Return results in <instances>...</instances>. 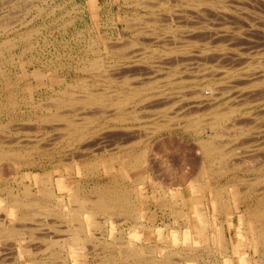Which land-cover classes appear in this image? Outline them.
I'll return each mask as SVG.
<instances>
[{"label": "rangeland", "instance_id": "1", "mask_svg": "<svg viewBox=\"0 0 264 264\" xmlns=\"http://www.w3.org/2000/svg\"><path fill=\"white\" fill-rule=\"evenodd\" d=\"M215 10L221 13L217 15ZM157 36L163 40H154ZM263 53L264 0H0V170L4 167L0 171V205L5 206L0 220L4 218V227L12 224L24 232L23 241H9L0 235V264H70V259L72 264H160L165 256L163 250H171L169 258L173 264H264V247L256 236L259 231L264 232V217L258 216L256 221L253 216L264 208V76L263 80L261 76L250 80L251 85L246 80L241 82L244 85L236 84L245 68L247 72L256 68L264 71V65H260L264 64ZM129 55L137 59H126ZM100 56L104 71L115 67L128 70L126 77L131 86L121 84L122 77L116 74L114 81H110V76L107 81L100 75L103 72L89 70L93 58ZM147 67L149 71L162 70L158 77L150 78L151 86L137 82L142 92L135 95L140 91L135 82L149 79L145 78L149 76ZM224 68L229 70L228 76ZM231 69L234 72L230 76ZM221 84L224 88L236 86L227 91ZM208 86L217 97L230 91L227 95L238 99L234 100L239 104H232L238 105L236 112L228 109L231 116L226 123L211 126L214 110L200 104L203 97L198 90L203 88L207 93ZM131 87H136L134 92ZM95 90L106 93L107 111L96 104L83 112L81 104L85 102L81 96L97 93ZM174 93H182L185 99L168 98ZM156 94H164L170 101L162 97L164 102L160 98L158 104L157 97L162 95ZM196 98L201 99L199 104ZM59 99H71L72 104L60 103ZM193 101L200 107L195 104L191 108ZM56 115L70 116L67 120L73 125H66L67 120L60 117L54 119ZM72 126L71 131L68 127ZM27 140L31 142L26 144ZM208 140L217 142L227 155L202 156L200 144ZM231 152L235 154L230 156ZM41 174L51 176L50 201L43 197ZM71 178L73 188L69 186ZM176 188L182 195L177 199L172 197ZM100 193L125 197L142 218L136 221L128 214H118L115 222H106L102 214L92 216L81 210L76 213L78 202L73 201V195L91 201ZM13 201L25 202L27 207H14L10 204ZM173 201L182 202L185 207L174 205ZM228 202L230 213L223 209L221 213L219 206ZM176 211L188 214V228L182 225L186 219ZM96 220L99 228L93 226ZM79 221L92 240L89 236L80 242L70 234ZM55 237L60 238L62 245L49 247L47 242ZM219 237L226 251L220 246ZM68 241L72 245H66ZM132 242L144 247L136 260L119 253ZM23 244L29 253L20 250L19 255L13 256L8 247L20 248ZM56 253L60 255L57 262H46Z\"/></svg>", "mask_w": 264, "mask_h": 264}, {"label": "bare ground", "instance_id": "2", "mask_svg": "<svg viewBox=\"0 0 264 264\" xmlns=\"http://www.w3.org/2000/svg\"><path fill=\"white\" fill-rule=\"evenodd\" d=\"M145 1V0H144ZM143 4V3H142ZM147 4V3H146ZM150 4V3H149ZM161 4V3H160ZM165 5V4H164ZM151 6V5H150ZM154 6V5H153ZM223 7V6H222ZM215 8V7H214ZM224 8V7H223ZM260 8V7H259ZM153 9V8H152ZM197 10V9H196ZM168 11V10H167ZM216 11V10H215ZM218 11V10H217ZM216 11V12H217ZM201 12V11H200ZM215 12V13H216ZM220 13H221V10L219 11ZM219 12H217V15L219 14ZM224 13H226V12H224ZM182 14H183V12H182ZM184 15V14H183ZM260 15V14H259ZM187 17V16H186ZM204 20V19H203ZM204 22V21H203ZM193 24V23H192ZM147 25V24H146ZM126 28H128V27H126ZM140 31V30H139ZM224 31V30H223ZM226 31V30H225ZM224 31V32H225ZM226 33V32H225ZM224 33V35H226ZM184 34H185V32H184ZM220 33H218V36H220L219 35ZM152 35V34H151ZM172 36V35H171ZM213 36H215V37H218V36H216L215 34L213 35ZM227 36V35H226ZM228 36H229V34H228ZM151 37V36H150ZM162 37H163V35H162ZM157 38L158 39H161V38H159L158 36L156 37V38H154L153 37V39L155 40H157ZM173 38V37H172ZM167 39V38H166ZM171 39V38H170ZM170 39H168V40H170ZM161 40H163V39H161ZM161 40H159V41H161ZM174 40H175V38H174ZM7 42H8V40H6ZM5 41V43H7ZM167 41V40H166ZM173 41V40H172ZM172 41H170V42H172ZM203 41V40H202ZM228 41V40H227ZM123 42V41H122ZM210 42V41H209ZM4 43V42H3ZM154 43V42H153ZM163 43V42H162ZM161 43V44H162ZM175 43V42H174ZM188 43V42H187ZM195 43V42H194ZM121 44V43H120ZM127 44V43H126ZM95 45V44H94ZM169 45V44H168ZM13 46V45H12ZM123 46V45H122ZM134 47V46H133ZM107 48V47H106ZM105 48V49H106ZM117 48V47H116ZM123 49V48H122ZM143 49V48H142ZM122 51V50H121ZM140 51V50H139ZM142 51H144V50H142ZM200 52V51H199ZM222 52V51H221ZM230 52V51H229ZM257 52V51H256ZM136 53V52H135ZM140 52H138V54H139ZM171 53V52H170ZM186 53V52H185ZM196 53H198V52H196ZM202 54H203V52H201ZM224 53V52H223ZM222 53V54H223ZM112 54V53H111ZM114 54V53H113ZM112 54V55H113ZM119 54V53H118ZM121 54V53H120ZM226 54H227V52H226ZM115 55V54H114ZM161 55V54H160ZM163 55V54H162ZM184 55H186V54H184ZM188 55V54H187ZM192 55H195V54H193L192 53ZM225 55V54H224ZM262 55V54H261ZM263 55H264V53H263ZM130 56V57H129ZM128 56V58H126L127 56H125V58L126 59H130V58H132V59H134V58H136L137 59V57H134L135 55H129ZM137 56V55H136ZM146 56H148V55H146ZM190 56H191V53H190ZM199 56H201L200 54H199ZM239 56V55H238ZM241 56V55H240ZM239 56V57H240ZM134 57V58H133ZM164 57V56H163ZM173 57V56H172ZM176 57V56H175ZM236 57V56H235ZM98 57H96V59H94L93 58V61H92V63L90 64L91 66H90V69L89 70H98L97 72L99 73V71H101V72H103V73H101L100 75H102L103 74V76L106 78V80L107 79H109V76H110V79L112 78L113 79V81L115 80V77H114V75L116 74L117 75V77H122L121 78V81H120V83L121 84H123L124 86L125 85H127V87H129V86H131V84L132 83H130V81H128L129 80V78H127L126 76H127V74H126V72L128 71H126V70H122L120 67H115V68H113L112 69V71L109 69V70H106V71H104L103 69H102V62H101V56L97 59ZM101 58V59H100ZM123 58V57H122ZM125 58H123V59H125ZM138 58H140V57H138ZM159 58V57H158ZM162 58V57H161ZM174 58V57H173ZM218 58V57H217ZM135 59V60H136ZM153 59V58H152ZM196 59V58H195ZM263 59V58H262ZM95 60V61H94ZM165 60V59H164ZM176 60V59H175ZM187 60V59H186ZM184 61V60H182V61H184V62H187V61ZM190 60V59H189ZM197 60V59H196ZM103 61V60H102ZM127 61V60H126ZM130 61V60H129ZM133 61V60H132ZM158 61V60H157ZM178 61V60H177ZM182 61H180V62H182ZM238 61V60H237ZM91 62V61H90ZM116 62V61H115ZM128 62V61H127ZM134 62V61H133ZM149 62V61H148ZM172 62V61H171ZM184 62H182V63H184ZM243 62V64L246 62L245 60L244 61H242ZM242 62H241V64H242ZM254 62V61H253ZM199 63V62H198ZM248 63V62H247ZM126 64V63H125ZM148 64H152V63H148ZM165 64V63H164ZM174 64V63H173ZM179 64V63H178ZM195 64H196V62H195ZM260 64V63H259ZM114 65V64H113ZM153 65V64H152ZM155 65V64H154ZM153 65V66H154ZM163 65V64H162ZM166 65V64H165ZM182 65V64H181ZM184 65V64H183ZM197 65V64H196ZM201 65V64H200ZM199 65V66H200ZM218 65V64H217ZM220 65V64H219ZM246 65H249V63L248 64H246ZM261 66L262 65H264L263 63L262 64H260ZM260 65H258V66H256V67H261ZM115 66H118L117 64L115 65ZM126 66H129V65H126ZM126 66H123V68L124 67H126ZM152 66V67H153ZM236 66V65H235ZM254 65H252L251 67L252 68H254L253 67ZM104 67V66H103ZM114 67V66H113ZM122 67V66H121ZM150 67V66H149ZM149 67H147V69L149 68ZM154 67H156V65L154 66ZM159 67V66H158ZM163 69H164V67L163 66H161ZM248 67H250V66H248ZM255 67V68H256ZM263 67V66H262ZM262 67H261V69H262ZM151 68V67H150ZM150 68L148 69V71L150 70ZM162 68H161V70H162ZM168 68V67H167ZM172 68H174V67H172ZM215 68V67H214ZM222 68V67H221ZM226 68V67H225ZM224 68V71L226 70ZM240 68H241V66H240ZM243 68V67H242ZM158 69V68H157ZM157 69H155V70H151V71H149V72H146V74H147V76L148 77H145L146 78V80H147V78H149L146 82H144L145 81V79L143 80V81H141V79H140V81H136L135 83L138 85L139 83H140V85L142 86V84L143 83H145V85H146V83H147V85H150L151 83H150V78H153V77H158V76H156L159 72L161 73V70L159 69V70H157ZM169 69V68H168ZM168 69H166V70H168ZM180 69V68H179ZM178 69V70H179ZM190 69V68H189ZM247 69L248 68H245V70L244 71H242V72H245V74L242 76H239V78L237 79L238 80V82L237 81H235V82H237L236 84H239V82H240V84H242L241 82L244 80H246V82L248 81L249 82V84L248 85H251V83H250V80H255L256 79V76L257 77H262V76H264V74H263V70H256V69H258V68H256V69H254V71H252L251 69V71L249 72H247ZM260 69V68H259ZM88 70V69H87ZM182 70H183V68H182ZM186 70H187V68H186ZM208 70H210V69H208ZM169 71V70H168ZM214 71H215V69H214ZM214 71H213V73H214ZM218 71H221L222 72V69H220V70H218ZM227 71V74L225 73V72H223L224 74H226V76H228V74H229V70L227 69L226 70ZM239 71H241V70H239ZM107 72V73H106ZM111 72V73H110ZM163 72V71H162ZM198 72V71H197ZM212 71L210 70V73H211ZM216 72H217V70H216ZM232 72H234V70H232L231 69V72H230V76H231V73ZM238 71H236V73H237ZM220 73V72H219ZM137 74H139V72H137ZM171 74V73H170ZM204 74V73H203ZM212 74V73H211ZM233 74V73H232ZM235 74V73H234ZM241 74V73H240ZM243 74V73H242ZM263 74V75H262ZM221 75H222V73H221ZM236 75V74H235ZM234 75V76H235ZM239 75V74H238ZM237 75V76H238ZM103 76H101V77H103ZM138 76V75H137ZM211 76V75H210ZM213 76H215V75H213ZM225 76V75H224ZM7 77V76H6ZM140 77V76H139ZM219 77V76H218ZM142 78V77H141ZM195 78V77H194ZM229 78V77H228ZM236 77H234V79H235ZM242 80H241V79ZM112 79L110 80V81H112ZM135 79H137V78H135ZM155 79V78H154ZM188 79V78H187ZM224 79V78H223ZM231 79V78H230ZM230 79H227V80H230ZM153 80V79H152ZM171 80V79H170ZM227 80H224L225 82H227ZM258 80V79H257ZM261 80H263V77L261 78ZM260 79L258 80V81H261ZM107 81H109V80H107ZM173 81H175L174 79H173ZM179 81H180V79H179ZM224 81H223V83L222 84H224ZM244 81H243V83H244ZM137 82H139V83H137ZM156 82V81H155ZM222 82V81H221ZM232 82V81H231ZM231 82H230V85H231ZM234 82V81H233ZM235 82L233 83V84H235ZM257 82V81H256ZM264 82V81H263ZM259 83V82H258ZM171 84V83H170ZM217 84L219 85V83L217 82ZM220 85V87L221 88H224L223 87V85ZM239 84V85H240ZM256 84V83H255ZM88 85V84H87ZM135 85V84H134ZM147 85H146V87H147ZM183 85V84H182ZM217 85V86H218ZM226 85H227V83H226ZM225 85V86H226ZM230 85H228V86H230ZM239 85H237V87H239ZM242 85H244V84H242ZM248 85H247V87H248ZM260 85V84H259ZM264 85V84H263ZM139 86V85H138ZM138 86H136V87H138ZM151 86V85H150ZM149 86V87H150ZM227 86V87H228ZM234 86H236V85H234ZM234 86H232L233 88H234ZM262 86V85H261ZM69 87V86H68ZM136 87H133L134 88V90L136 89ZM219 87V88H220ZM231 87V86H230ZM229 87V88H230ZM231 87V88H232ZM236 87V88H237ZM244 87V86H243ZM246 87V88H247ZM253 87V86H252ZM144 88H145V86H144ZM202 88V87H201ZM213 88H215V87H213ZM212 88V89H213ZM218 88V87H217ZM219 88L217 89V90H219ZM220 88V90H223V89H221ZM229 88H224L225 90L227 89V91H228V89ZM232 88V89H233ZM245 88V87H244ZM263 88V87H262ZM86 89V88H85ZM130 89H132V87L130 88ZM139 89H140V86H139ZM138 88H137V90H139ZM147 89V88H146ZM146 89H144V90H146ZM197 89H200V88H193V91H196ZM203 89V88H202ZM202 89H200V90H198V91H200L199 93H200V95L203 97V99L202 100H204V101H202L201 99H199V100H201V103L199 102V100L196 98V100H198V104L200 103V104H203L204 103V105H206V108H207V110H208V107L210 108V109H212V110H214V113H212V114H214V119H212L213 121V124H211V126L212 125H219V124H221L222 122H224V123H226L225 121H228V119H229V116H231V115H229L228 116V109H229V111L231 110V111H233V113L234 112H236V108H237V106H234V105H232L233 103H236V101L234 100V99H236V98H234V97H232V96H229V95H227V94H230L229 92H227V96L225 95V93H224V95L225 96H220V97H217V93H216V91H214V90H211V89H209V86H208V92L207 93H204V91L202 90ZM206 89V88H205ZM238 89V88H237ZM237 89H235L236 91H238ZM240 89V88H239ZM241 89L244 91V89L241 87ZM86 90H92L91 88L89 89V88H87ZM85 90V91H86ZM129 90V89H128ZM134 90L132 89V91L134 92ZM187 90V89H186ZM202 90V91H201ZM219 90V91H220ZM246 90V89H245ZM252 90V89H251ZM96 91V90H95ZM101 91H102V89H101ZM193 91H191V93L192 94H194L193 93ZM197 91V92H198ZM210 91V92H209ZM224 91V90H223ZM236 91H234V92H236ZM243 91H238L239 93H241L242 94V92ZM97 92V91H96ZM125 92V91H124ZM129 93H130V91H128ZM140 92H142V89H140V91H138L137 93L135 92V95H137V94H139ZM165 92V91H164ZM222 92V91H221ZM234 92H231V95L233 94L234 95ZM238 92H236V94L238 93ZM245 92V91H244ZM246 92H247V90H246ZM260 92V91H259ZM65 93V92H64ZM188 93H190V92H188ZM190 93V94H191ZM216 93V94H215ZM69 93H67V95H68ZM132 94V93H131ZM131 94H129V95H131ZM166 94V93H165ZM175 94V95H174ZM174 94H172V95H170V94H168V96L170 95V97H168V98H174V96L177 98V96H182L183 94L182 93H180L181 95H176V93H174ZM197 94V93H196ZM220 94V93H219ZM222 94V93H221ZM220 94V95H221ZM244 94V93H243ZM242 94V96H245L246 97V95H243ZM133 95V94H132ZM157 95V94H156ZM158 95H162V94H158ZM157 95V96H158ZM185 95V94H184ZM199 94H197V96H198ZM238 95H240V94H238ZM73 96V95H72ZM104 98L105 96H106V93H104V92H97V93H95L94 91L93 92H87V95H86V93H85V95H84V97L83 96H81V98L84 100V102L85 103H83V104H81V108L83 109L82 111L83 112H85V110L86 109H90V108H92L93 106L95 107L96 106V104H100V105H102L101 106V108H102V110L103 109H105L104 107H105V103H104V100L106 99V97L102 100V97ZM153 96V95H152ZM164 96V94L161 96V97H157V98H154L153 97V99H157V102H158V100L160 99V98H162ZM166 96V95H165ZM172 96V97H171ZM186 96V95H185ZM194 96H196V95H194ZM196 96V97H197ZM216 96V97H215ZM234 96H237V95H234ZM249 96V95H248ZM247 96V97H248ZM128 97V96H127ZM129 97H131V96H129ZM147 97H149V96H147ZM178 97V98H179ZM183 97V96H182ZM181 97V98H182ZM188 97V96H187ZM186 97V98H187ZM190 97V96H189ZM192 97V96H191ZM256 97V96H255ZM67 98V97H66ZM72 99H73V97H71ZM151 98L152 97H150V98H146L147 99V101H149L148 99H150L151 100ZM163 98H166V99H168L167 97H163ZM161 99L162 101L164 100V99ZM177 98V99H178ZM184 99H185V97H183ZM237 98H239V97H237ZM242 97H241V95H240V99H241ZM76 98H74V100H75ZM78 99H80L79 97L77 98V102L76 103H79L78 102ZM108 99V98H107ZM145 99V98H144ZM166 99H165V101H166ZM180 99V98H179ZM191 99H193V98H191ZM194 99H195V97H194ZM244 99V98H243ZM242 99V100H243ZM246 99V98H245ZM244 99V100H245ZM249 99H250V97H249ZM109 100V99H108ZM112 100V99H111ZM122 100V99H121ZM120 100V101H121ZM126 100H128V98H126ZM160 100V101H161ZM169 100V99H168ZM168 100L166 101L167 103H168ZM175 100V99H174ZM181 100V99H180ZM212 100H214L213 102H212ZM236 100H238V99H236ZM241 100V101H242ZM59 101H60V103L61 102H71V104H72V100L70 99H64V101H63V99L61 100V99H59ZM59 101L57 100V102H58V104H60L59 103ZM106 101V100H105ZM119 101V102H120ZM143 101V100H142ZM146 101V100H145ZM144 101V102H145ZM154 102H156V100H153ZM152 101V102H153ZM170 101V100H169ZM179 101V100H178ZM211 101V102H210ZM240 101V100H239ZM259 101V100H258ZM111 102H113V101H111ZM115 102L117 103L118 101H116L115 100ZM119 102H118V104H119ZM154 102L152 103V104H154ZM164 102V101H163ZM162 102V103H163ZM166 102H165V104H166ZM174 102H176V100L174 101ZM186 102V101H185ZM193 102H195L194 104L193 103H190L191 105H193V106H190V104H189V106L191 107V108H193L194 107V105L196 104V101H193ZM203 102V103H202ZM243 102V101H242ZM241 102V103H242ZM81 103V102H80ZM121 103V102H120ZM147 103V102H146ZM162 103H160V104H162ZM170 103V102H169ZM109 104V103H108ZM117 104V106H116V104H115V106L116 107H118L119 105ZM157 104V103H156ZM158 104H159V102H158ZM164 104V103H163ZM178 104V103H177ZM177 104H175V106L177 105ZM179 104H180V102H179ZM178 104V105H179ZM181 104H182V102H181ZM180 104V105H181ZM198 104H196V105H198ZM236 104H239L238 102L236 103ZM235 104V105H236ZM245 104H246V102H245ZM248 104V103H247ZM44 105V104H43ZM62 105V104H61ZM75 105V104H74ZM74 105H71V106H69L70 108H74ZM84 105V106H83ZM121 105V104H120ZM123 105V104H122ZM179 105V106H180ZM242 105H244L243 103H242ZM241 105V106H242ZM99 106V105H98ZM131 106V105H130ZM151 106V105H150ZM164 106V105H163ZM171 106H173L174 107V105H171ZM188 106V105H187ZM199 107H200V105H198ZM208 106V107H207ZM240 106V105H239ZM245 106V105H244ZM50 107V106H49ZM60 107V106H59ZM76 107V106H75ZM173 107H171V108H173ZM178 107V106H177ZM201 107H204L205 108V106H202L201 105ZM47 108V107H46ZM80 108V107H79ZM85 108V109H84ZM120 108H121V106H120ZM120 108H115L116 109V111L117 110H119ZM156 108V107H155ZM179 109H180V107H178ZM177 108V109H178ZM181 108H183V107H181ZM188 107H186L185 109H187ZM195 108H197V107H195ZM239 108V107H238ZM76 108H74V110H75ZM114 109V108H113ZM122 109V108H121ZM176 109V110H177ZM184 109V108H183ZM190 109V108H189ZM189 109H187V111L189 110ZM222 109H223V111L225 110V109H227V112H226V110H225V112H222ZM49 110V109H48ZM47 110V111H48ZM81 110V109H80ZM101 110V109H100ZM106 110V109H105ZM191 110V109H190ZM50 111V110H49ZM91 111H93V110H91ZM99 111V110H98ZM97 111V112H98ZM107 111V110H106ZM161 111V110H160ZM178 111V110H177ZM183 111V110H182ZM201 111V110H200ZM237 111H238V109H237ZM257 111V110H256ZM81 112V111H80ZM87 112V111H86ZM94 113H95V110L93 111ZM101 112V115L103 114L102 113V111H100ZM99 112V113H100ZM154 112V111H153ZM185 112V111H184ZM208 112V111H207ZM56 113V112H55ZM88 113H90V112H88ZM92 113V112H91ZM156 113H157V111H156ZM230 113H232V112H230ZM77 114H79V113H77ZM81 114V113H80ZM82 114H84L85 115V113H82ZM119 114V113H118ZM121 114V113H120ZM153 114V113H152ZM184 114V113H183ZM192 114H193V112H192ZM196 114V113H195ZM262 114V113H261ZM88 117H89V115L90 114H86ZM95 115H97L96 113H95ZM142 115V114H141ZM146 115V114H145ZM155 115V114H154ZM189 115V114H188ZM92 116V115H91ZM94 116V115H93ZM114 116H115V114H114ZM148 116V115H147ZM211 116V115H210ZM234 116V115H233ZM254 116V115H253ZM53 117H55L54 119H57L58 117H60V118H62V119H69L68 117H70V116H61V115H56V116H53ZM95 117V116H94ZM212 117V118H213ZM256 117V116H255ZM47 118V117H46ZM49 118V117H48ZM71 118V117H70ZM119 118H121L122 119V117H119ZM137 118V117H136ZM146 118V117H145ZM183 118V117H182ZM53 119V118H52ZM61 119V120H62ZM86 119V118H85ZM94 119V118H93ZM116 119H118V118H116ZM115 119V120H116ZM127 119V118H126ZM148 119V118H147ZM180 119H181V117H180ZM180 119H178V120H180ZM73 120V119H72ZM78 120H80V119H78ZM82 120V119H81ZM88 120V119H87ZM92 120V119H91ZM131 120V119H130ZM136 120V119H135ZM138 120H140V119H138ZM182 120V119H181ZM65 121V120H64ZM195 121H197V120H195ZM73 122V121H72ZM171 122V121H170ZM67 123V124H66ZM203 123V122H202ZM240 123V122H239ZM65 124L66 125H73V123H71L70 122V120H67L66 122H65ZM64 124V125H65ZM76 124H78V123H76ZM82 124V123H81ZM194 124V123H193ZM246 124V123H245ZM80 125V124H79ZM167 125V124H166ZM177 125H178V123H177ZM176 125V126H177ZM180 125V124H179ZM196 125V124H195ZM224 125V124H223ZM75 127H76V125H74ZM171 126H173L172 124L170 125V127ZM192 126V125H191ZM208 126V125H207ZM210 126V127H211ZM80 126H78V128H79ZM84 127H87V126H84ZM160 127H161V125H160ZM164 127V126H163ZM168 127V126H167ZM193 127H194V125H193ZM58 128V127H57ZM70 130H71V128H73V126L72 127H68ZM76 129H77V127H76ZM72 131V130H71ZM74 132H78V131H74ZM80 132H82V131H80ZM86 132V131H85ZM73 133V132H72ZM71 132H70V134H72ZM218 133H220V132H218ZM223 134H224V131L222 132ZM69 134V133H68ZM81 134V133H80ZM217 134V133H216ZM243 134V133H242ZM73 135H74V133H73ZM46 136V135H45ZM216 136V135H215ZM70 138H71V136H69ZM73 137V136H72ZM83 137V136H82ZM218 137V136H217ZM10 138V137H9ZM27 138V137H26ZM74 138V137H73ZM138 138V137H137ZM76 139V138H75ZM75 139L73 140V141H75ZM140 139V138H139ZM3 142V141H2ZM12 142V141H11ZM18 142H21V143H23L22 141H18ZM26 142V144H28L29 142H31V140H27V141H25ZM133 142V141H132ZM136 142H138V140L136 141ZM1 143V142H0ZM8 143V142H7ZM10 143V142H9ZM69 143V142H68ZM131 143V142H130ZM264 143V142H263ZM2 144V143H1ZM0 144V145H1ZM12 144V143H11ZM19 144V143H18ZM221 144V143H220ZM249 144V143H248ZM201 146H200V151L202 152L201 154H202V156H204V157H206V158H214L215 156H220L219 158H222L224 155L226 156L227 155V153H226V151L224 150V149H222V146L220 147V145H218V143L217 142H214L213 140H208V141H203V142H201V144H200ZM118 148V147H117ZM260 148V147H259ZM261 150H263V148H261ZM4 152V151H3ZM7 152V151H6ZM6 152H4V153H6ZM245 152V151H244ZM2 153V152H1ZM0 153V154H1ZM8 153V152H7ZM6 153V154H7ZM10 153V152H9ZM20 153V152H19ZM232 153L233 152H231L230 153V156L232 155ZM143 154V153H142ZM233 154H235V153H233ZM237 154H239L238 152H237ZM236 154V155H237ZM2 155V154H1ZM9 155V154H8ZM240 155V154H239ZM12 156V155H11ZM142 156V155H141ZM201 156V159L202 158H204V157H202ZM3 157V156H2ZM5 157V156H4ZM17 157V156H16ZM69 157V156H68ZM143 157V156H142ZM255 157V156H254ZM136 159H137V157H135ZM134 158V159H135ZM140 158V157H139ZM218 158V159H219ZM236 158H238V157H236ZM141 159V158H140ZM214 160V159H213ZM216 160V159H215ZM139 161V160H138ZM143 161H144V157H143ZM142 161V162H143ZM208 161H210V160H208ZM233 161V160H232ZM96 162V161H95ZM122 162V161H121ZM137 162V161H136ZM135 162V163H136ZM141 162V161H140ZM229 162H231V161H229ZM132 163V162H131ZM134 163V162H133ZM211 163V162H210ZM238 163V162H237ZM261 163V162H260ZM138 164H139V162H138ZM212 164V163H211ZM240 164V163H239ZM107 165H108V163H107ZM132 165V164H131ZM140 165H141V163H140ZM89 166V165H88ZM135 166V165H134ZM139 166V165H138ZM225 166V165H224ZM107 168V170H110V167L109 166H106ZM132 167H133V165H132ZM137 167V166H136ZM4 168V167H3ZM2 168V169H3ZM129 168V167H128ZM212 168V167H211ZM2 169L0 170V171H2ZM7 169V168H6ZM137 169V168H136ZM214 169V168H213ZM219 169V168H218ZM251 169V168H250ZM260 169V168H259ZM8 170V169H7ZM209 170V169H208ZM212 170V169H211ZM215 170H216V168H215ZM220 170H222V167H220ZM235 170V169H234ZM262 170V169H261ZM258 171V170H257ZM6 173V172H5ZM222 173V172H221ZM1 175H4V174H1ZM213 175V174H212ZM48 177H51L50 176V174H45V175H40V184L42 185V189H41V191L43 192V194L45 195V196H43V195H41V196H43L44 197V199L46 198V200H49V198H52L53 197V193H52V190H51V188H52V186H53V182H52V180H50ZM142 177H144V176H142ZM145 178V177H144ZM6 179V178H5ZM18 182V181H17ZM199 185V184H198ZM251 185V184H250ZM178 186V185H177ZM252 186V185H251ZM179 187V186H178ZM200 187L201 186H199V190H201L200 189ZM247 187H248V185H247ZM30 188V187H29ZM249 188V187H248ZM26 189V191L27 192H29V190H27V187L25 188ZM180 189V188H179ZM178 188H176L175 190H174V195H172V197L173 196H175V198L177 199V198H179V197H182V195H181V193H180V190H179ZM256 189V188H255ZM103 191V190H102ZM106 191H108L107 190V188H106ZM247 191H249V190H247ZM74 192V191H73ZM161 192V191H160ZM233 192V191H232ZM77 193V192H76ZM199 194V193H198ZM246 194V193H245ZM250 194V193H249ZM14 196V195H13ZM48 198H47V197ZM73 196H75L73 199V201L75 202V200L78 202L76 205V207H78V210L76 211V207L74 208L75 209V211H76V213H78L79 212V210H81V211H86V212H88L90 215H92V216H94V215H97V214H102L103 216H106V218L107 219H104V220H106V222H107V220H110V221H113V222H115L116 221V217L118 216V214H122V215H130L129 217H132V220H133V218H135V220L137 221V220H139L140 221V219L142 218V214H139L138 213V211H136V209H135V207L134 208H131L130 207V205H129V202H128V200L124 197V198H120L119 196H113V197H110L109 195H105V194H103V193H100V194H98V196H95V197H92L94 200H91V201H89V200H87V199H84V198H81L80 196H78L77 194H75V195H73ZM217 197H218V195H216ZM42 197V198H43ZM195 197H197V196H195ZM41 198V197H40ZM175 198H173V200H175ZM200 198V197H199ZM216 198V197H215ZM29 199V198H28ZM91 199V198H90ZM181 199V198H180ZM219 199V198H218ZM33 200V199H32ZM43 199H41V201H42ZM52 200V199H51ZM179 200V199H178ZM220 200V199H219ZM219 200H218V202H219ZM24 201V200H23ZM39 201V200H38ZM41 201H39V203L41 202ZM50 201V200H49ZM176 201V200H175ZM175 201H173L172 202V204H174V205H179V206H181V207H185V204H181L182 202H180V204L179 203H177V202H175ZM45 202V201H44ZM43 202V203H44ZM47 202V201H46ZM60 202V201H59ZM261 202V201H260ZM32 205H33V202H30ZM30 203H28L29 205H31ZM229 203V202H228ZM228 203H226V204H221L219 207H221L220 208V210H221V213H222V209H223V212L224 213H230V211H231V207H230V203L228 204ZM262 203H264V202H262ZM262 203H261V205H262ZM10 204H12L14 207H19V206H22V205H25V207H27L26 206V203L25 202H21V201H13V202H11ZM27 204V205H28ZM41 204V203H40ZM61 204H62V202H61ZM198 204V203H197ZM197 204H196V206H197ZM36 205H37V203H36ZM63 205V204H62ZM75 205V204H74ZM133 205V204H132ZM131 205V206H132ZM199 205V204H198ZM56 206V205H55ZM135 206V205H134ZM24 207V206H23ZM29 207V206H28ZM31 207V206H30ZM38 207H40V206H38ZM199 207V206H198ZM218 207V206H217ZM180 208V207H179ZM38 209V208H37ZM0 212H4V210H5V206L3 207L2 205H0ZM40 210V209H39ZM43 210V209H42ZM138 210V209H137ZM49 211V210H48ZM74 211V212H75ZM258 211H260V212H256V213H254V215L253 216H255L256 217V221H257V217L258 216H261V217H264V208H263V210H258ZM50 212V211H49ZM52 212V211H51ZM72 212H73V210H72ZM72 212H71V214H72ZM177 212V211H176ZM204 212V211H203ZM6 213V212H5ZM46 213V212H45ZM133 213V214H132ZM178 214H179V216L180 217H182L183 218V220L184 219H186V220H184V221H182V225H183V223H184V225H183V227L184 228H188L189 226H190V224L189 223H187L188 222V220H189V216H188V214L186 213V212H181V211H178L177 212ZM81 214V213H80ZM38 215V214H37ZM48 215V214H47ZM74 216H76L75 214H73ZM117 215V216H116ZM141 215V216H140ZM206 215V214H205ZM25 216H28V215H25ZM32 216H33V214H32ZM71 216V215H70ZM73 216V218H75ZM116 216V217H115ZM23 217V216H22ZM37 217V216H36ZM81 217V216H80ZM100 217V216H99ZM113 217H115V218H113ZM153 217V215H150V219ZM242 217V216H241ZM20 218V217H19ZM45 218H47V217H45ZM51 218V217H50ZM79 218V217H78ZM77 218V220L76 221H78V220H80V219H78ZM124 218V217H123ZM243 218V217H242ZM260 218V217H259ZM3 219L4 218H2L1 220H0V235L1 236H3L5 239H10L11 241H12V239H13V241L15 240V239H20V240H24V232H22V231H20V230H16V229H14V227H13V225L11 224V226L10 227H8V228H6V227H4L3 225ZM30 219H31V217H30ZM40 219V218H39ZM115 221H114V220ZM130 219V218H129ZM205 219H206V217H205ZM205 219H204V221H205ZM56 220V219H55ZM62 220H64V219H62ZM74 220V219H73ZM94 220V219H93ZM98 220V219H97ZM94 221L93 222V226L95 225V228H96V226L99 228V225H100V223L98 222V221ZM245 220V219H244ZM42 221V220H41ZM40 221V222H41ZM47 221V220H46ZM49 221V220H48ZM81 221H82V219H81ZM81 221H79L78 223V225H75V229L73 228V230L71 231V235L73 236V238H75L77 241H80V240H82V241H86V239H88L89 238V236H88V234L86 235L84 232H83V223L81 222ZM38 222H39V220H38ZM44 222H45V220H44ZM54 222V221H53ZM70 222V221H69ZM72 222V221H71ZM101 222V221H100ZM105 222V221H104ZM117 222H118V220H117ZM116 222V223H117ZM121 221H119L118 223H120ZM152 222H153V220H152ZM246 222V221H245ZM244 221H242V223H245ZM35 223H36V221H35ZM42 223V222H41ZM48 223V222H47ZM50 223H52V221L51 222H49V225H50ZM67 223L68 222H66V225H67ZM204 223V222H203ZM205 223H207L206 221H205ZM255 223V222H254ZM46 224V223H45ZM54 224H56V223H54ZM103 224V223H102ZM106 224V223H105ZM207 224H209V223H207ZM246 224V223H245ZM261 225V224H260ZM264 225V224H263ZM57 226V225H56ZM208 226V225H207ZM17 227V226H16ZM51 227H52V225H51ZM101 227V226H100ZM221 227V226H220ZM219 227V228H220ZM19 228V227H18ZM55 228V227H54ZM60 228V227H59ZM67 228H69L68 226H67ZM195 228V227H194ZM57 229V228H56ZM61 229V228H60ZM65 229V228H64ZM254 229V228H253ZM257 229V228H256ZM55 230V229H54ZM199 230V229H198ZM220 230V229H219ZM30 231V230H29ZM64 231H67V230H64ZM85 231V230H84ZM190 231V230H189ZM255 231V230H254ZM188 232V231H187ZM220 232V231H219ZM194 233V232H193ZM264 233V232H263ZM262 232H258V233H256V236H257V241L264 247V234H263ZM29 234V233H28ZM43 234V233H42ZM190 234V233H189ZM220 234H222V231L220 232ZM31 235V234H30ZM29 235V237H31ZM71 236V237H72ZM83 236V237H82ZM28 237V236H27ZM36 237V236H35ZM46 237V236H45ZM220 237H221V235H220ZM219 237V238H220ZM49 238V237H48ZM84 238H86L85 240H84ZM90 238L91 239H89V240H92L93 238L90 236ZM195 238V237H194ZM45 239V238H44ZM256 239V238H255ZM9 240V241H10ZM48 240V239H47ZM89 240H87V241H89ZM188 240V243H191V240L192 239H190V238H188L187 239ZM220 246L222 247V249H225L226 247H225V244L223 243V240L220 238ZM31 241H33V240H31ZM81 242V241H80ZM186 242V241H185ZM23 243V242H22ZM25 243V242H24ZM48 243V246L49 247H51V245H62V243H60L58 240H52V241H49V242H47ZM84 243V242H83ZM121 243V242H120ZM206 243V242H205ZM78 244H80V243H78ZM11 245V244H10ZM9 245V246H10ZM48 246H46L47 248H48ZM82 246V245H81ZM80 246V247H81ZM84 246V245H83ZM94 246V245H93ZM124 246H126L124 249H122L119 253L120 254H122V255H124L125 257H129L130 259L131 258H135V257H137V256H139L140 255V253H141V251L144 249V247H142L141 245H135L133 242L132 243H128L127 245H124ZM27 247V245L25 246L24 244L22 245V246H20V248H18V247H16V246H11V247H8L10 250H12L14 253H13V256L16 254V255H19L18 253H20L19 251L21 250L22 252H27V254L29 253V249L28 248H26ZM60 247V246H59ZM7 248V250H9ZM83 248V247H82ZM262 248V247H261ZM64 249H65V247H64ZM78 249H79V246H78ZM103 249V248H102ZM157 249V248H156ZM189 249H190V247H189ZM63 250V249H62ZM80 251H82L81 249H79ZM78 250V251H79ZM120 250V249H119ZM152 250V249H151ZM65 251V250H64ZM163 251H165V253H162V254H164L165 256L163 257V260H162V262L163 263H160V264H173V262H171V260H170V258H169V255L170 254H172V252H171V250H163ZM225 251H226V249H225ZM66 252V251H65ZM42 253V252H41ZM59 253V252H58ZM81 253V252H80ZM87 253V252H86ZM82 254V253H81ZM110 255V254H109ZM113 255V254H112ZM51 256V255H50ZM145 256V255H144ZM148 256V255H147ZM111 257V256H110ZM151 257H152V255H151ZM15 258H16V256H15ZM15 258H12V259H15ZM64 258V257H63ZM149 258H150V256H149ZM152 258H154V257H152ZM3 259V258H2ZM18 259V258H17ZM126 259V258H125ZM139 259H141V257L139 258ZM162 259V258H161ZM176 259V258H175ZM247 259V258H246ZM16 260V259H15ZM78 260V259H77ZM135 260H136V258H135ZM146 260V259H145ZM149 260V259H148ZM157 259H153V261L155 262ZM239 260V259H238ZM158 261V260H157ZM151 262V261H150ZM25 263V262H24ZM43 263V262H42ZM83 263V262H82ZM82 263H80V264H82ZM27 264V263H26ZM28 264H29V262H28ZM135 264V263H134ZM153 264V263H152ZM262 264V263H261Z\"/></svg>", "mask_w": 264, "mask_h": 264}, {"label": "crops", "instance_id": "3", "mask_svg": "<svg viewBox=\"0 0 264 264\" xmlns=\"http://www.w3.org/2000/svg\"><path fill=\"white\" fill-rule=\"evenodd\" d=\"M58 181H59V179H58ZM74 180H72V178L71 179H69V183H70V187H72L73 185H72V182H73ZM73 188V187H72ZM56 190L57 191H59L57 188H56ZM60 192V191H59ZM61 230H63V229H61ZM55 235V234H54ZM53 239H55V240H60V238H53ZM63 239V238H62ZM73 241V240H72ZM67 244H71L72 245V243H71V241H68V242H66V245ZM75 244V241H73V245ZM60 259V255L59 254H54L53 256H52V258H50V259H46V262H57L58 260ZM71 263L70 264H72V261H71V259L69 260ZM68 261V262H69Z\"/></svg>", "mask_w": 264, "mask_h": 264}]
</instances>
